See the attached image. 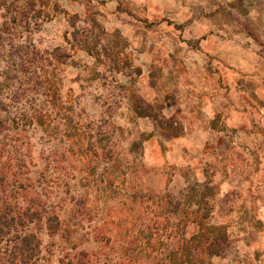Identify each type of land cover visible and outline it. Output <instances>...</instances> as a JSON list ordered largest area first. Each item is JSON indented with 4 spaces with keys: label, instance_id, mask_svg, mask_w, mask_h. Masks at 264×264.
Instances as JSON below:
<instances>
[{
    "label": "rangeland",
    "instance_id": "374dc122",
    "mask_svg": "<svg viewBox=\"0 0 264 264\" xmlns=\"http://www.w3.org/2000/svg\"><path fill=\"white\" fill-rule=\"evenodd\" d=\"M21 47L39 63L33 75L19 71ZM28 80L43 86L35 110L67 118L49 135L26 125L31 170L88 197L63 203L57 233L33 226L41 264H116L120 250L124 264H160L162 211L153 250L118 232L146 219L138 191L173 204L189 187L228 239L204 264H264V0H0L5 111L27 100ZM44 85L59 105L42 102Z\"/></svg>",
    "mask_w": 264,
    "mask_h": 264
},
{
    "label": "trees",
    "instance_id": "16d2710c",
    "mask_svg": "<svg viewBox=\"0 0 264 264\" xmlns=\"http://www.w3.org/2000/svg\"><path fill=\"white\" fill-rule=\"evenodd\" d=\"M13 56L20 63L19 71L21 73L33 75L34 71L30 70V74L27 71L29 66L31 68L34 65L35 71L38 68L39 63H35L26 47L22 48V53ZM13 56L7 57L12 60ZM7 81L10 84L11 78H8ZM29 82L31 83L28 80L26 85H29ZM35 83L32 81L30 87H20L23 89L21 97L24 96L27 100L11 107L10 113L5 111L7 109L4 103L6 95L2 97L3 100H0V113H3L0 116V264H41L40 239L33 226L44 227L49 234L57 233L55 231L63 226V221L59 217V209L62 210L63 203H69L74 199L78 207L83 206L88 198L87 195L75 198L72 197L70 191H64L58 187L53 189L47 180L44 167L39 172L30 168L31 164L34 166L32 153L31 151L24 153L31 147L26 125L29 126L30 122L36 121L49 135V123L53 122L57 126H61L59 124L64 125L63 120H67L59 110L45 111L43 109L41 113L35 110V107L41 102L36 99V93L42 91L43 87L41 83H36L39 87L36 88ZM11 87L12 84L8 86V88ZM46 89L47 85H44V91ZM49 89L46 90L42 102H45L47 107L59 105L55 94L47 93ZM17 94L20 96L19 93ZM14 100L17 103L16 96H14ZM14 100L8 98V101H11L13 105L15 104ZM72 129L76 128L71 127ZM65 152H71L69 146L65 148ZM63 155L66 157L65 160L69 161L64 152ZM75 156L76 154L70 160ZM94 158L97 156L94 155ZM188 189L186 194L188 201L173 204L169 202L166 195L150 196L146 195V192L138 191V209L143 212L142 216H145L146 219L139 222L142 224L140 227L130 222L122 224L118 238L125 235L127 238L125 242H128L129 247L138 245L140 250H153L156 247L155 244L158 243L157 239H152L156 236L157 216L162 211L164 215L160 219L167 225L168 234L165 238L168 240L169 246L166 248L165 256L158 259L160 264L167 262L169 264H204L201 254L207 258L224 256V246L228 244V239L223 227L209 224L210 214L206 213L204 208L209 211L211 207L203 205L202 198L204 197L198 196L197 190L192 187ZM95 194L102 195L105 201L110 199L109 192L98 191ZM104 197L108 199H104ZM193 199L199 201L191 203ZM147 215H151L152 218L149 216L147 218ZM152 223L155 227L151 226ZM135 231H137V235H135ZM177 235L179 237H176ZM137 237H143V240H146L145 245H141ZM120 252L122 255L118 257V261L114 262L116 264H124L127 260L124 258L127 255H124L122 250ZM130 257L132 258H129L128 262L139 256L134 253Z\"/></svg>",
    "mask_w": 264,
    "mask_h": 264
}]
</instances>
